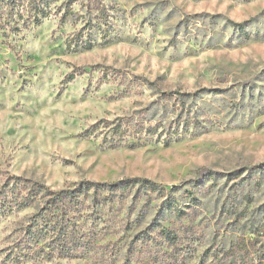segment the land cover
Returning <instances> with one entry per match:
<instances>
[{
  "label": "rangeland",
  "instance_id": "1",
  "mask_svg": "<svg viewBox=\"0 0 264 264\" xmlns=\"http://www.w3.org/2000/svg\"><path fill=\"white\" fill-rule=\"evenodd\" d=\"M125 180L159 191L30 243L53 192ZM2 195L0 264H264V0H0Z\"/></svg>",
  "mask_w": 264,
  "mask_h": 264
},
{
  "label": "trees",
  "instance_id": "2",
  "mask_svg": "<svg viewBox=\"0 0 264 264\" xmlns=\"http://www.w3.org/2000/svg\"><path fill=\"white\" fill-rule=\"evenodd\" d=\"M43 18L45 19L46 16L44 15ZM40 23V21H37ZM20 183L21 191L23 190L32 192L29 193L30 196H33V193L40 194L44 193L47 194V189L39 183ZM135 186H139L142 190H151L153 192H158L159 187L157 184L149 183L145 181H133V180H125L120 181L116 184H93L90 182H81L77 185L76 191H62V192H53L50 196H53L54 203H51L42 213L36 215L32 220L31 227L29 228V240L30 243L35 244L37 247L43 248L41 250L48 249L52 252L60 251L64 254H69L71 249L68 248L69 240L71 238L70 234L74 233V228L78 229V225L76 221L72 217H69V212L65 209L66 201H72L74 199H78L80 196H86L93 192V196H98V193H107L111 195L113 192L120 191V192H127L128 190L132 189ZM12 193H16L12 192ZM21 195V193H19ZM105 196V203L111 202L110 196ZM30 196H26L23 202H19L15 199L16 205L18 206L19 210H25L32 206L33 201H30ZM103 196V195H102ZM18 197V195L16 196ZM18 201V202H17ZM8 196L2 195L0 196V215H3L8 209H11L12 206L9 205ZM97 210L100 208V205H103L102 201L96 203ZM100 215V214H99ZM101 216V215H100ZM92 218V217H90ZM89 218V219H90ZM86 218L82 217L79 220ZM77 220V221H79ZM51 240V241H50ZM95 240V239H94ZM50 241V242H49ZM95 242V241H94ZM89 243H83L80 246L87 249L90 247Z\"/></svg>",
  "mask_w": 264,
  "mask_h": 264
}]
</instances>
